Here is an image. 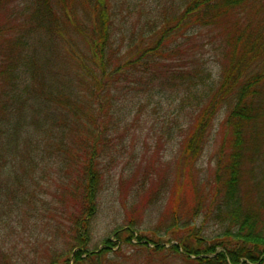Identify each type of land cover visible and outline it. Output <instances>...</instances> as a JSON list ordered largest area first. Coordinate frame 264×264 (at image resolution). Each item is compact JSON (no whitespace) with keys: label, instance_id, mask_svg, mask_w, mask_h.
<instances>
[{"label":"trees","instance_id":"trees-1","mask_svg":"<svg viewBox=\"0 0 264 264\" xmlns=\"http://www.w3.org/2000/svg\"><path fill=\"white\" fill-rule=\"evenodd\" d=\"M145 1L0 0V235L28 207L42 212L31 190L54 173L53 229L65 228L67 249L46 264L109 262L118 245L110 237L90 248L105 157L139 115L126 105L169 95L190 179L225 112L213 179L202 188L189 182L190 217L216 212L223 231L207 237L181 225L175 210L164 236L130 219L113 236L188 264H264V0H179L161 11L162 0ZM148 5L155 15L142 25L131 12ZM206 30L218 41L214 78L195 53L179 56ZM0 264L18 263L0 246Z\"/></svg>","mask_w":264,"mask_h":264},{"label":"rangeland","instance_id":"rangeland-1","mask_svg":"<svg viewBox=\"0 0 264 264\" xmlns=\"http://www.w3.org/2000/svg\"><path fill=\"white\" fill-rule=\"evenodd\" d=\"M178 1L162 0L158 10L172 7ZM145 2L154 4L153 0ZM149 5L143 13L131 12L134 18H140L142 25L147 18L151 19L155 15L152 6ZM120 7L121 2L118 4V10L121 9ZM131 7L132 4L129 8ZM123 13L127 15L128 10L123 9ZM216 45L218 41L215 40L214 33L206 30L200 38H194L183 47L179 56L184 54L182 55L184 57L188 51L195 53L201 60V67L211 72L214 78L220 65L219 53L214 48ZM138 84L145 88L147 83L139 81ZM144 95H140L139 100L146 101ZM168 96H157L149 104L144 102L141 105L138 103L126 105V110L134 109L139 115L130 130L122 131L123 134L119 136L122 139L116 142L115 148L105 157V181L90 248L101 249L104 238L109 237L112 244L118 245H113V250L108 251L109 262L105 261L103 264H188L179 257L143 251L135 245L136 239L133 240V246L119 244L113 232L123 228L124 220L127 219L136 221L137 227L141 230L164 236L168 226L173 222L171 212L176 210L181 225L190 221L197 230L202 229L207 237L216 236L223 231L221 219L216 212H205V209L194 220L190 217L189 206L194 204L193 185L202 188L208 186L213 179L216 155L225 134L223 131L225 112H221L216 119L209 142L190 179L187 172L185 176L181 173L182 123L175 125L173 122L170 113L173 100ZM121 97L123 99L120 103L125 104L126 95ZM181 113L186 114V112ZM183 117L184 115L181 116L182 121H184ZM260 169L262 174L259 179L264 183V160L260 163ZM53 176L54 173L52 176L50 173L44 180L36 179L37 186L35 190H31L34 195L32 205L35 206V210L42 212L38 213L28 207L20 219L13 218L10 226L2 229L0 246L10 253L13 262L46 264L55 255L61 254L63 249H67L65 228H61L60 231L53 229L56 222L54 215L57 213L55 206L59 202L58 199L55 202L54 193L57 184L52 179ZM37 177H39L38 173ZM29 178L28 174L24 179L25 183L29 182ZM40 182L41 187H39ZM148 235L152 237L153 234L148 233ZM166 248H169V245ZM69 264H73V260H70Z\"/></svg>","mask_w":264,"mask_h":264}]
</instances>
